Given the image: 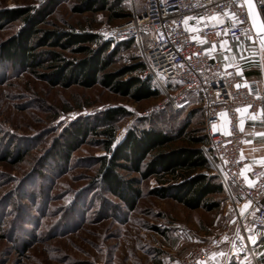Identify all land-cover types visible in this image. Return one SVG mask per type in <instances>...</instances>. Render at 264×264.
Instances as JSON below:
<instances>
[{"label": "rangeland", "instance_id": "1", "mask_svg": "<svg viewBox=\"0 0 264 264\" xmlns=\"http://www.w3.org/2000/svg\"><path fill=\"white\" fill-rule=\"evenodd\" d=\"M79 1L0 0V13L48 5L52 26L89 32L120 26L133 13H141L143 5V0H123L131 17L111 20L105 12L73 13ZM18 28L19 23H13L0 29V43ZM245 49L260 59L262 72L257 76L264 79V36L253 44L246 40ZM132 62L144 64L141 51L135 45L122 46L111 69ZM150 79L158 97L134 102L100 86L51 87L0 63V264H178L212 237L229 240L241 202L234 192L223 189V194L212 196L218 204L214 211H191L150 196L156 183L149 180L140 185L142 197L129 211L97 181L96 159L104 152L92 137L69 162L56 153L55 142L74 124L114 107L129 112L117 124V139L122 136L117 137L118 132L132 127L169 135L184 129L205 136L197 97L191 94L188 103L176 109L166 97L171 85ZM183 145L180 140L174 147ZM8 152L11 157L4 162ZM238 262L240 258H231L227 264Z\"/></svg>", "mask_w": 264, "mask_h": 264}, {"label": "built area", "instance_id": "2", "mask_svg": "<svg viewBox=\"0 0 264 264\" xmlns=\"http://www.w3.org/2000/svg\"><path fill=\"white\" fill-rule=\"evenodd\" d=\"M254 3L261 12L264 0ZM89 33L111 47L133 40L145 75L171 85L166 97L174 108L187 104L191 94L197 97L208 140L201 149L209 170L201 174L218 178L223 189L241 199L229 240L212 237L178 264H227L231 258L252 257L251 239L264 231V168L246 169L241 112L264 125V79L245 80L229 61L235 46L257 42L243 0H143L141 13L128 22ZM251 57L245 54L241 65L245 58L262 65Z\"/></svg>", "mask_w": 264, "mask_h": 264}, {"label": "trees", "instance_id": "3", "mask_svg": "<svg viewBox=\"0 0 264 264\" xmlns=\"http://www.w3.org/2000/svg\"><path fill=\"white\" fill-rule=\"evenodd\" d=\"M125 10L123 0H80L72 12H105L112 20L131 17ZM50 15L48 5L38 9L3 10L0 29L13 23H19V28L0 43V63L30 74L51 87L90 89L100 86L134 102L158 97V90L151 86V77L145 75V64L132 62L111 69L117 50L122 46L130 49L135 45L133 40L121 42L112 49L95 34L52 26L48 22ZM128 115L124 108L114 107L90 121L74 124L55 142L59 159L69 162L72 154L92 137L104 152L96 159L97 181L129 211L135 210L142 197L140 185L149 180L156 183V187L148 191L152 197L171 200L191 211L216 210L218 204L210 198L223 194L224 190L218 178L201 174L209 170L201 149L208 144L206 136L186 133L184 129L169 135L132 127L117 139V124ZM180 140L185 145L174 147ZM9 152L4 162L11 157ZM20 159L18 155V161Z\"/></svg>", "mask_w": 264, "mask_h": 264}, {"label": "crops", "instance_id": "4", "mask_svg": "<svg viewBox=\"0 0 264 264\" xmlns=\"http://www.w3.org/2000/svg\"><path fill=\"white\" fill-rule=\"evenodd\" d=\"M251 53L243 46H235L232 54L229 56V61L232 64L238 65L239 74L245 79H258L257 76L262 72V65L249 62L245 59L241 65L240 61L243 55ZM252 56V55H251ZM261 62V61H260ZM262 64V63H261ZM255 69L256 71H253ZM241 129L245 133L243 157L247 160V171L251 168H264V125H258L249 118L247 112L242 111ZM253 240L255 241L253 243ZM251 247L253 249V256L240 258L239 264H264V231L258 232L251 239Z\"/></svg>", "mask_w": 264, "mask_h": 264}, {"label": "water", "instance_id": "5", "mask_svg": "<svg viewBox=\"0 0 264 264\" xmlns=\"http://www.w3.org/2000/svg\"><path fill=\"white\" fill-rule=\"evenodd\" d=\"M250 26L255 37L259 40L264 36V20L261 12L256 8L254 0H243Z\"/></svg>", "mask_w": 264, "mask_h": 264}, {"label": "snow or ice", "instance_id": "6", "mask_svg": "<svg viewBox=\"0 0 264 264\" xmlns=\"http://www.w3.org/2000/svg\"><path fill=\"white\" fill-rule=\"evenodd\" d=\"M248 207V205H245V208H247ZM255 241L253 240V243H254Z\"/></svg>", "mask_w": 264, "mask_h": 264}]
</instances>
